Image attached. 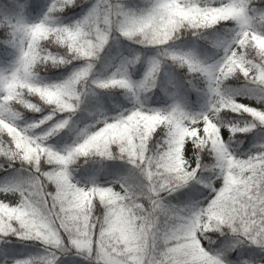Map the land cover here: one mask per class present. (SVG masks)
I'll use <instances>...</instances> for the list:
<instances>
[{"label":"snow or ice","instance_id":"6c2138e0","mask_svg":"<svg viewBox=\"0 0 264 264\" xmlns=\"http://www.w3.org/2000/svg\"><path fill=\"white\" fill-rule=\"evenodd\" d=\"M250 3L151 0L141 11H128L113 0H98L73 24L58 22L56 13L73 10L76 0H52L35 22L23 13H40L44 0L0 3V19L7 17L6 43L16 49L11 65L0 69V157L23 162L30 173L0 186V192L20 194L15 203L0 200V237L15 234L47 246L44 255L16 264H83L75 258L80 255L95 264H251L243 258L253 256L264 264V142L243 153L231 147L235 134L264 130V12L257 13ZM228 21L236 27L230 36L212 41L223 49L212 62L195 50L163 47L182 30L197 34ZM113 30L160 50L140 81L129 75V66L140 59L137 55L125 58L111 76L89 83ZM53 46L56 53L50 50ZM165 58L206 81L205 89H196L207 97L200 111L177 99L178 92L167 107L145 105L142 94L157 86ZM80 59L85 63L59 82L48 83L38 75L41 65H69ZM233 77L245 81L244 91L255 94L257 105L236 99L239 92L229 84ZM92 85L128 90L132 106L115 116L104 115L99 126L81 129L71 145L48 143L70 127ZM33 96L43 104L33 103ZM16 103L33 112L47 107L48 114L18 126ZM231 113H247L251 119L237 123L221 115ZM41 125L40 132L33 131ZM257 138L264 140V135ZM246 139L252 142L253 137ZM207 157H214L216 176L205 184V195L196 185L204 183ZM89 158H97L101 169L86 170L92 174L82 183L74 178L72 165ZM105 160L125 161L130 167L105 184L98 179ZM189 185L181 195L194 203L178 207L166 200ZM208 232L224 237L216 249L204 244Z\"/></svg>","mask_w":264,"mask_h":264},{"label":"trees","instance_id":"16d2710c","mask_svg":"<svg viewBox=\"0 0 264 264\" xmlns=\"http://www.w3.org/2000/svg\"><path fill=\"white\" fill-rule=\"evenodd\" d=\"M22 2V0H21ZM52 0H44L45 7L40 13H32L30 11L23 13L25 19L29 22H35L47 12V6L50 5ZM98 2V0H76V5L72 6L73 10L68 8L59 9L56 13L58 22L65 24H73L77 20L82 19L91 8ZM3 3V0H0ZM113 3L121 5L128 11H141L149 6L151 0H113ZM250 7L255 9L257 13L264 12V0H251ZM7 20V17L0 19V69L8 68L16 56V49L10 44L6 43L8 39L3 23ZM236 25L232 21L221 22L217 25L202 29L197 34H193L192 30H182L172 40H170L164 47L177 52H188L195 50L201 56V58L209 57V62L218 59L223 55L222 48H216L213 46L212 41L217 37L225 38L231 35V30L235 29ZM160 46L145 45L136 42V40H130L120 34L118 30H113L108 44L103 51L99 54V58L95 62L93 69V78H107L120 68L122 61L125 58H135L137 55L140 59L134 64L129 66V74L137 77L146 73L148 62H146V55L157 50ZM51 51L56 53L57 47L50 48ZM205 53V55H203ZM62 54V51L60 52ZM131 54V56L129 55ZM85 62L83 59L74 60L69 65H52L45 64L38 67L37 72L45 82L53 83L66 79L67 76L74 70L77 64ZM168 65L164 63L160 66L158 73L157 86L151 91L142 94V98L146 96L144 100L146 106H160L170 105L173 102L172 93H177L175 87L168 77L170 76ZM170 67L174 68L175 79L178 80L180 87L185 91L182 98L176 97L184 101L191 110L200 111L202 106L206 104L207 97L203 92H197L196 89H205L206 81L202 78H196L197 74L189 72L186 65H181L178 62H171ZM91 83V82H90ZM229 84L232 88L236 89L239 94L236 99L242 96L253 97L255 94L244 91L245 81L241 78L237 80L235 77L231 78ZM92 90L88 92L84 98V103L72 116V123L69 128H65L58 134L49 138L48 143L55 145L57 148H63L67 145L73 144L77 139L78 132L89 125L97 124V121H102L103 116L109 117L115 116L126 108L132 106V100L128 94V90L121 88L106 89V96L104 97L100 91L103 89L97 88L92 85ZM103 92V91H102ZM179 93V92H178ZM33 103H40L39 97H30ZM154 107V106H153ZM13 111L20 113V117L16 123L18 126H27V124L36 123L43 116L48 114V109L45 107L43 112H33L27 109L24 105L16 103L13 107ZM64 116L67 113L62 114ZM222 117L225 120L232 122H242L247 119H251L247 113H231L228 116ZM50 123V122H49ZM45 126L41 125L40 128L33 131L40 132ZM260 128L253 129L249 133H237L233 136L231 141V147L238 153L246 152L250 146L254 143L260 142L257 138V131ZM231 135V134H230ZM252 136V142H249L246 137ZM214 162V157H207L205 163L207 168L203 169V181L204 183H198V188H204L205 195L209 191L204 186L209 182L215 181L216 172L211 168V164ZM23 162L19 160H12L7 157H0V185H3L5 181L9 185L13 180L20 176H28V166L23 165ZM130 166L125 161L121 160H105L103 162V171L98 174L100 182L108 184L119 178L120 175L126 173ZM72 168L80 177L86 179L87 175L92 173L86 172L91 169H101V164L97 158H89L87 163L84 159H80L72 165ZM87 180V179H86ZM191 185L178 190L175 193L166 196V200L178 207H184L195 202V200L187 199L181 194L187 192ZM196 199H203V196ZM204 244L211 245L213 249L217 248L220 240L224 237H220L219 233L208 232L204 233ZM47 246L43 241L36 239H21L15 234L0 237V264H16V261L33 258L39 255H44ZM264 256V254H261ZM67 253L60 256V260L65 259ZM81 260L83 264H95L91 257H85L83 255L75 257ZM260 257H244L243 259H249L251 264H257Z\"/></svg>","mask_w":264,"mask_h":264},{"label":"rangeland","instance_id":"374dc122","mask_svg":"<svg viewBox=\"0 0 264 264\" xmlns=\"http://www.w3.org/2000/svg\"><path fill=\"white\" fill-rule=\"evenodd\" d=\"M164 47V46H163ZM166 48V47H165ZM169 49V48H168ZM158 50H160V48H157V50H155V51H153V52H151V53H149V54H147L146 55V62H148V66H147V70H146V72L148 71V68H149V66H150V60H151V58H153V57H156L157 56V53H158ZM130 56H131V54H129ZM203 55H205V53H203ZM171 62H172V60L170 59V58H165V60H164V62L161 64V65H163L164 63H166L169 67H168V70H169V74H170V76L168 77V79H170V82H172L173 83V85H174V87H175V90H178V92H179V95H178V97L179 98H182L183 96H184V93L183 92H185L181 87H180V85H179V82H178V80L177 79H175V72H174V68H172V67H170V65H171ZM85 62H82L81 64H77V66H75V68H77V67H80V66H82L83 64H84ZM121 67V66H120ZM75 68H74V70H75ZM73 70V71H74ZM117 72V71H116ZM146 74V73H145ZM145 74H142V75H138L137 77H134V76H131L130 74V78L132 79V80H134V81H140V80H142L143 78H144V76H145ZM93 76V73L91 74V76H90V78H89V83L91 82V80H92V77ZM93 87V86H92ZM103 91V92H102ZM102 91H100V93L105 97L106 96V94H107V92H106V89H103ZM237 100L239 101V102H241V103H246V104H251V105H253V106H255V105H257V103H258V100L256 99V96L254 95L252 98L251 97H239V98H237ZM184 102V101H183ZM154 106V107H153ZM168 106V104H166V105H160V106H155V105H152V106H147V107H151V108H164V107H167ZM193 111H197V110H193ZM93 126H99V125H97V124H95V125H93ZM223 131L224 132H226V133H228V135H230L231 134V132H230V130L229 129H227V128H225V129H223ZM257 134H261V135H264V130H262V129H259V131H257ZM256 134V135H257ZM225 139L227 140V136H225ZM260 142H264V140H259ZM260 142H258V143H260ZM253 146H250L248 149H247V151L250 149V148H252ZM234 150V149H233ZM73 175H74V178L76 179V180H78V181H81L82 183H86L87 182V180L86 179H84L83 177H80L79 175H78V173H76L75 171L73 172ZM7 182L5 181V183L3 184V185H0V186H7V184H6ZM20 198V194H19V192H0V200H8V201H11V202H13V203H15L18 199Z\"/></svg>","mask_w":264,"mask_h":264},{"label":"bare ground","instance_id":"6f19581e","mask_svg":"<svg viewBox=\"0 0 264 264\" xmlns=\"http://www.w3.org/2000/svg\"><path fill=\"white\" fill-rule=\"evenodd\" d=\"M242 97H246V96H242ZM242 97H241V98H242Z\"/></svg>","mask_w":264,"mask_h":264}]
</instances>
